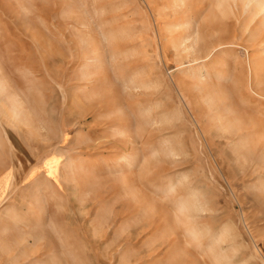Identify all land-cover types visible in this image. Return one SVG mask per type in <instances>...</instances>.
Returning <instances> with one entry per match:
<instances>
[{
    "label": "rangeland",
    "instance_id": "374dc122",
    "mask_svg": "<svg viewBox=\"0 0 264 264\" xmlns=\"http://www.w3.org/2000/svg\"><path fill=\"white\" fill-rule=\"evenodd\" d=\"M0 174V264H264V0H0Z\"/></svg>",
    "mask_w": 264,
    "mask_h": 264
},
{
    "label": "crops",
    "instance_id": "0c3cea01",
    "mask_svg": "<svg viewBox=\"0 0 264 264\" xmlns=\"http://www.w3.org/2000/svg\"><path fill=\"white\" fill-rule=\"evenodd\" d=\"M255 117H258V116H255ZM254 119H255V118H254ZM249 132H250V131L246 130L247 135H249V136L254 135V134L249 133ZM249 136H247V137H249ZM81 166L83 167V165H81ZM3 178H4V176H1V174H0V183L2 182ZM39 185H40V184L36 182V183L34 184V189H35V190L39 189V187H40ZM192 195H193V194L189 195V196L186 197V198H183V200L180 201V205H181L183 208H187V209H188V208H192V205H193V201H194V200H198V201L202 200V199H198L199 197H197V196H194V198H193ZM11 218H12V220L15 221V222H17V221H22V220H23V218H18V217L14 216V215H12ZM206 228H207V230H208V229L210 228V225H207ZM188 229L191 231V234L193 235V240H194L195 243H196V247L199 248V250H200L198 256H197V255H194V256H193L194 259H192V261H191L192 264H207L206 259L203 260V258H205V257H204V254H208V253H207L208 251L213 250V249H214L213 246L205 245V244L202 242V240L199 239V236H198L199 231L196 230L195 227H188ZM190 240H191V239L187 238V239L185 240V242L190 243ZM184 249L186 250L187 247H184ZM205 252H206V253H205ZM175 254H176V253H175ZM185 254H187V253H185ZM201 258H202V259H201ZM209 258L211 259V263H212V264H221V261H220V258H219V253H216V252H215L214 255H213V257L210 256Z\"/></svg>",
    "mask_w": 264,
    "mask_h": 264
}]
</instances>
